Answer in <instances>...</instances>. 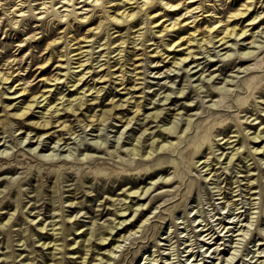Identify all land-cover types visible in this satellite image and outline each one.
Instances as JSON below:
<instances>
[{
    "label": "rangeland",
    "instance_id": "obj_1",
    "mask_svg": "<svg viewBox=\"0 0 264 264\" xmlns=\"http://www.w3.org/2000/svg\"><path fill=\"white\" fill-rule=\"evenodd\" d=\"M0 1V73L14 72L20 80L0 86V264H83L84 258L86 264H264V141L245 138L264 131V15L257 26L247 27L264 14V0H256V9L238 23L237 32L251 31L231 51L196 44L211 28L213 36L227 25L232 28L229 19L250 0H182L193 13L181 6L169 16L168 0H152L146 13L140 7L147 0L96 5L74 0L66 8L61 7L67 0ZM198 6L202 9L195 10ZM20 8L25 17L15 19L13 12ZM124 12L140 14L132 23L112 21ZM177 19L182 23L176 33L163 32V24ZM195 31V43L182 40L175 51L165 47ZM143 35L149 40L144 46ZM189 47L195 63L190 58V65L176 70L174 56L187 57ZM248 51L256 56L243 65L241 54ZM67 54L74 78L85 76L77 88L70 83L75 79L65 77ZM57 77L60 84L52 81ZM249 85L255 87L252 94ZM92 86L101 93L87 97L82 112L61 111L49 128L34 125L41 123L46 105V110L60 108ZM48 90H53L50 100L40 108L27 117L15 115ZM249 95L244 107L242 99ZM105 111H112L108 120L97 121ZM153 113L161 116L154 120ZM213 125L220 128L213 127L199 154L202 162L213 163L208 170L197 163L194 144ZM61 139L67 144L57 145ZM228 141L236 142L227 146ZM153 142L171 146L153 154ZM237 149L242 154L227 164L225 158ZM162 179H170V185H161ZM151 187L139 203L131 197ZM135 204L146 207L119 227L120 210ZM225 226L231 232L220 233ZM111 227L116 228L109 236ZM209 229L220 234L209 240L203 232ZM105 232L109 240L102 242Z\"/></svg>",
    "mask_w": 264,
    "mask_h": 264
},
{
    "label": "bare ground",
    "instance_id": "obj_2",
    "mask_svg": "<svg viewBox=\"0 0 264 264\" xmlns=\"http://www.w3.org/2000/svg\"><path fill=\"white\" fill-rule=\"evenodd\" d=\"M74 0H67L66 1V3L64 2V6H62L61 8H66L67 6H68V4L70 5V3L71 2H73ZM84 1V0H83ZM90 1V0H89ZM199 0H190V3L189 4H192V3H194V4H196V2H198ZM207 2V1H206ZM92 3H95V5L96 4H98V3H100V0H92ZM137 3V2H136ZM135 3V4H136ZM153 3H154V1H152V0H147V2L142 6V7H140V12H142V11H145V13L147 12V10H149V9H151V6L153 5ZM249 4L248 5H244L243 6V8H241L240 10H238V11H236L235 12V14L233 15V16H231V18L229 19V21L231 20V19H233V23L231 24V27L232 28H229L230 27V25H227L226 27H224V29H222V30H217V28H216V30L217 31H215V36H213V34H212V32L215 30V28H211L210 30H208V32L207 33H209V36H208V38H206L205 39V37L204 38H202L201 39V43H199L198 41V43L196 44V45H198V46H202V44L204 43L205 44V46H211V47H208V48H220V47H223V46H225V48H224V50H228L229 49V51H231V50H233V47H237L238 45H239V42H241L242 40H244V38H246L248 35V32L250 33V29H246V30H244L243 31V29H242V31H236V27H237V25H238V23L242 20V19H244V18H246V16L253 10V9H256V0H250V2H248ZM131 4V3H130ZM166 4V15L165 16H169L171 13H173V12H176L177 10H180V9H178L179 7H181L182 6V8L183 7H187L186 6V2H182V0H168V2L167 3H165ZM3 5L4 4H2V1H0V8L1 7H3ZM21 5H22V3H21ZM21 5H20V7H21ZM41 6H44L45 8L47 7V5H46V3H43V4H41ZM56 7V6H55ZM69 7V6H68ZM48 8V7H47ZM79 8H81V7H79ZM131 8V7H130ZM144 8V9H143ZM167 8H169V9H167ZM193 8V7H192ZM173 11H172V10ZM198 9H202V6H198L195 10H198ZM61 10V9H60ZM171 10V11H170ZM187 12H186V14L187 13H193V11H190L189 10V8L187 7L186 9H185ZM1 11V10H0ZM140 12L139 13H132V14H129V13H127L126 14V12H124V13H122L119 17V19H116V18H113L112 19V21L114 22V23H116V24H126V23H132V22H134L136 19H137V17L139 16V14H140ZM263 12V11H262ZM13 14H15L16 16H15V19H20V18H24L25 17V12L23 11V9L22 8H20V9H15L14 10V12H13ZM41 14V13H40ZM62 14V13H61ZM264 14H262L261 16H259V17H256L255 19H253V20H250L249 21V24L247 25V27H251V28H253L254 26H257L258 25V21L262 18V16H263ZM148 17L150 16V14H148L147 15ZM186 16V15H185ZM189 16H190V14H189ZM188 16V17H189ZM203 16V15H202ZM256 16V15H255ZM155 17V16H154ZM192 17V16H191ZM161 18V17H160ZM159 18V19H160ZM193 18V17H192ZM251 18V17H250ZM180 19V18H179ZM86 20V19H85ZM178 20V19H177ZM189 20V19H188ZM196 20V19H195ZM12 21V20H11ZM165 21V20H164ZM168 21V20H167ZM228 21V22H229ZM186 22V21H185ZM188 22V21H187ZM181 23L182 22H179V20L178 21H176L173 25H165V24H163L162 25V27H163V32H165V31H167V32H175L176 31V28L178 27L179 28V26H181ZM191 23V22H190ZM246 23V22H245ZM152 24V23H151ZM157 24V23H156ZM185 24H187V23H185ZM184 24V25H185ZM214 24V23H213ZM260 24V23H259ZM189 25V24H188ZM210 26H211V24H210ZM253 26V27H252ZM220 27V26H219ZM221 27H222V25H221ZM220 27V28H221ZM195 29V28H194ZM239 29V28H238ZM254 30V29H253ZM99 31V30H98ZM148 31V30H147ZM152 31V30H151ZM241 32V33H240ZM176 33V32H175ZM197 33V31H195V32H193V33H191L190 34V36L187 38V39H180L179 41H176V40H172L170 43H168L165 47L167 48V49H169V50H173V51H175L176 50V48H178V47H181L182 46V44L180 45L179 43H182L183 41L182 40H186V43H188V44H193V43H195L196 42V36H195V34ZM219 33H221V34H219ZM252 33V32H251ZM146 34V33H145ZM183 34V33H182ZM153 34L151 33V35L150 36H152ZM175 35V34H174ZM201 35V34H200ZM220 35H222V37H220ZM55 36V34H51V35H49V36H47V37H45L44 39H43V41H47V40H49V39H51V38H53ZM204 36H205V34H204ZM249 36H250V34H249ZM140 38H137L138 40H136L135 42H134V44H136L139 40H141V37L142 36H139ZM143 37H144V39L142 40V42H143V45L142 46H144L145 45V43L146 42H148L149 40H146L147 39V37L145 36V35H143ZM203 37V36H202ZM243 38V39H242ZM253 39V38H252ZM229 40V41H228ZM234 41L233 42V44H231L230 46H228L229 45V42L230 41ZM180 41H182V42H180ZM90 42V41H89ZM141 44V43H140ZM140 44H138V45H140ZM216 44H219V47H215V45ZM55 45V44H54ZM105 46H108L107 44H105ZM193 46V45H192ZM200 46V47H201ZM49 47H52V45H49ZM119 48V47H118ZM135 48H136V45H135ZM110 49V45H109V48L107 49V50H109ZM191 48L189 47L188 49H187V51H189L188 53H187V57H185V58H180L179 60L178 59H176V57L177 56H174V58H173V62H172V66L174 67V68H176V70H182L183 69V67H185V66H188V65H190L191 63H195L194 61H196V59L193 57L194 55H193V53H192V51L190 50ZM201 49H202V47H201ZM185 50V49H184ZM211 51V50H210ZM110 52V51H109ZM108 52V53H109ZM114 52H117V50L116 51H114ZM121 52L122 51H120V53L119 54H121ZM91 53H93V51L91 52ZM185 53V52H184ZM205 53V52H204ZM227 54V53H226ZM225 54V55H226ZM256 56V53H254V52H250V51H248V52H245L244 54H241V58H243L244 60H242L240 63L241 64H245V63H248V62H251L252 61V58L253 57H255ZM66 57L68 58L67 59V67H65L66 69V74H65V77L66 76H69V79H75L74 80V82H70V83H74L73 84V87H76L77 88V86H79V84L82 82V80L85 78V76L83 75V76H81V78H78V79H76V78H74V76H73V74H74V72L73 73H71V70H72V68H71V65H70V62H71V60H72V58L71 57H69L68 56V54L66 55ZM183 57V56H182ZM190 58L192 59V62L191 63H189V61H190ZM247 58V59H246ZM22 61V60H21ZM14 62H15V60H14ZM49 63V61L45 64V65H43L42 67H40L41 69H42V73L44 72H47V71H44L45 69H46V65ZM74 63V62H73ZM63 65V64H62ZM82 67V66H81ZM241 67V66H240ZM83 70V69H82ZM247 72H249V71H252V69H249V68H246L245 69ZM173 71V70H172ZM30 75H32V71H30V73H29V76ZM125 77H126V74H123V75H121V78H122V80H124L125 79ZM18 78V76H15V73L14 72H12V73H8V75L5 73V74H2V73H0V86L2 85H6V84H10V82H11V84H16L18 81H20V80H18L17 79ZM46 80V79H45ZM53 82H56L57 84L59 83L60 84V82H62V79L61 78H55V79H53L52 80ZM47 82V81H46ZM252 82V81H251ZM48 84H49V82H47ZM81 85V84H80ZM14 86V85H13ZM49 86H54V85H49ZM248 88L250 89V90H248L249 91V93H250V91H251V94H252V92L254 91V86L252 85H249L248 86ZM10 89H12V86L11 87H9V90ZM17 89V88H16ZM8 90V89H7ZM79 90V89H78ZM77 90V91H78ZM85 90V89H84ZM101 90V89H100ZM99 89H97V86H92V87H90V88H88V90L85 92V93H83V96H81V97H77L76 99H74V101L72 102V101H70V100H67V101H65L63 104H62V106L59 108V107H57V106H53V107H51L50 109H47L46 110V108H48L49 107V105H46L45 106V111L46 112H42L41 114H42V116H41V118H40V120H41V123L40 122H37V123H35L34 125L36 126V127H39V128H49V127H51V126H53V125H55L56 124V122H54V120H53V118H54V116H56V115H59L60 114V112L61 111H64V112H70V114L72 113V114H74V115H76V114H78V112H82L83 111V109L87 106V102H88V100H87V97H89V96H93L94 94H97V95H100V93H101V91H100ZM51 91H53V90H48L47 92H45V93H43L39 98H35L33 101H32V103L30 104V105H28L27 106V108H24L22 111H20L21 110V108L20 107H18L19 109L17 110L18 112L15 114L16 116H19L20 118H23V117H27L28 115H29V113H31V112H33V108L36 106V108H40L39 106H40V104H42V103H44L45 101H49L50 99H48L49 98V95H50V93H51ZM10 92V91H9ZM84 92V91H83ZM87 93H91V95L89 94V95H87ZM250 96L251 95H249V96H247V97H245L244 99H242L244 102H243V106L245 107L246 105V103H248V101H249V99H250ZM94 97V96H93ZM64 98V97H63ZM41 99V100H40ZM40 100V101H39ZM62 100V99H61ZM64 100V99H63ZM169 100V98L167 99V101ZM48 102H46V104H47ZM65 103H68V105H66L65 106ZM240 104V103H239ZM141 106V105H140ZM240 106V105H239ZM243 106H241V108L243 107ZM124 108L125 106L124 105H114V109H116V108ZM53 108H54V110H53ZM113 111V110H112ZM111 111V112H112ZM49 112H52V113H50L49 114ZM111 112H106L105 111V113H104V116L100 119H97V121H100L101 123L102 122H106L107 120H108V117L107 116H109L110 114H111ZM140 112H141V108L138 106V108H137V111H136V115H139L140 114ZM49 114V119L48 120H46L47 119V117H46V115H48ZM135 115V117L133 118V119H131L130 121H129V124H131L132 123V121H134V120H136L137 118V116ZM152 115V114H151ZM153 115H154V113H153ZM161 115H159V114H155L153 117H151V116H149V117H151V118H154V120H157V119H159V117H160ZM136 118V119H135ZM238 118H240L239 116H238ZM259 118H256L254 121H257ZM94 120V119H93ZM147 120V119H146ZM227 121V120H226ZM227 123V122H226ZM239 123H241V122H239ZM214 124V123H213ZM216 124V123H215ZM222 124V123H221ZM223 125V124H222ZM227 128L226 129H228L229 127H230V125L231 124H228L227 123ZM241 124H239V126H240ZM260 125H263V123H260ZM219 126V125H218ZM218 126H216V127H218ZM56 127H58V126H56ZM66 127V126H65ZM88 127H91V125H89ZM129 127V126H128ZM213 127H215V125H213L212 127H208L209 129H207V131L204 133V135L200 138V141H198V144L197 145H195L194 144V148H195V156H198L199 157V161L197 162V163H201L202 162V160H200L201 159V157H202V155H200L199 156V154L200 153H202V149H203V146H206V144L208 143V141L211 139V138H209V137H211V136H209V135H212V134H209L210 133V131L212 130V129H214ZM215 127V128H216ZM223 127V126H222ZM225 127H226V125H225ZM218 128H220V127H218ZM222 129V128H221ZM171 130H172V128H171ZM174 130V129H173ZM224 130V129H223ZM69 131V134H71V136L72 135H74V133L72 132V130L71 129H69L68 130ZM220 131V130H219ZM146 132H148V129H146L145 130V133ZM171 132V131H170ZM169 132V133H170ZM172 133V132H171ZM174 133V132H173ZM212 133V132H211ZM215 133H217L216 131H215ZM29 135V134H28ZM241 136H242V134H240ZM239 135V136H240ZM36 136V135H35ZM143 136V135H142ZM28 138H29V136H28ZM43 138H47L46 137V134H45V136L43 135V136H41V138L39 139V140H37L36 141V144L37 143H39V142H42V140L41 139H43ZM49 138V137H48ZM248 141H253V142H255V143H257L258 144V141L259 140H262V141H264V131L263 132H260V133H255V136L254 137H250L249 135H248V133L246 134V137H245ZM139 139H141V138H139ZM47 139H45V140H43V142L44 141H46ZM241 140V139H240ZM246 140V141H247ZM63 141H65L64 143H62ZM67 140L66 139H61V140H58V143H57V145H59V144H67V142H66ZM236 141H233V142H227L226 143V145L227 146H229V145H232L233 143H235ZM32 143V142H31ZM31 143H29V144H31ZM34 143V142H33ZM210 143V142H209ZM23 144H25L24 142H23ZM43 144V143H42ZM41 143H40V145H42ZM172 144V143H171ZM70 145V144H69ZM68 145V146H69ZM173 145V144H172ZM175 145V144H174ZM60 146V145H59ZM171 145H166V144H164V145H161V146H159V144H157V146L155 145V143L153 142V144H152V146H151V151L150 152H153V154L154 153H156L157 151H167V149H169V147H170ZM66 147V146H65ZM211 147V146H210ZM55 148V147H54ZM59 148V147H58ZM234 148L235 147H233V150H234ZM63 149V148H62ZM159 149V150H158ZM208 149V148H207ZM210 149V148H209ZM64 150V149H63ZM62 150V151H63ZM165 151V152H166ZM213 151V150H212ZM211 151V152H212ZM242 151H243V149H237V150H235V153H231L229 156H227V158H225V161L226 160H228V163L227 164H233V162L236 160V157H240V155L242 154ZM263 151V149H260V150H254V152L255 153H257V152H259V153H261ZM136 152H138V154H139V152L140 151H136ZM210 152V153H211ZM214 152V151H213ZM234 152V151H233ZM215 153V152H214ZM213 153V154H214ZM153 154H151L150 153V157L151 156H153ZM165 155L167 154V153H164ZM170 154V153H169ZM262 156H263V158H264V152L262 153ZM148 157H149V155H148ZM220 158V157H219ZM149 160V159H148ZM219 162H221V160L219 159L218 160ZM173 162V161H172ZM262 162V161H261ZM263 162H264V160H263ZM213 163L212 162H210V160H206L205 162H202L201 163V165H205V167H204V169H210L213 165H212ZM264 164V163H263ZM195 165V164H194ZM200 165V166H201ZM149 168V167H148ZM169 168H173V165H171V166H169ZM136 169V168H135ZM134 169V170H135ZM146 170V169H145ZM213 170H215V169H212V171ZM147 172H149V171H151V169H147L146 170ZM140 172V170L138 171V173ZM141 174V173H140ZM127 175V174H126ZM138 175V174H137ZM210 175H211V173H210ZM101 176H103V175H101ZM106 176H108V175H105L104 177H106ZM129 176V175H128ZM131 176H134V175H131ZM171 179V178H170ZM170 179H167V180H165V179H162V182H161V185H163V186H165V187H167V186H169L170 185ZM158 181H161V179L160 180H158ZM158 181H156L155 183H154V185H158ZM160 183V182H159ZM252 184V183H251ZM153 185V184H152ZM154 187V186H153ZM151 189H152V187L151 188H147V189H145V190H143L142 191V193L139 195V193H140V190H138V191H135V192H132V193H130L131 194V197L132 196H134V198H136V199H138V203L140 202V201H142V200H144V199H140V197H146L149 193H150V191H151ZM129 194V195H130ZM139 195V196H138ZM240 195V194H239ZM138 196V197H137ZM130 197V196H129ZM142 197V198H143ZM131 199V198H130ZM146 200V199H145ZM125 202V201H124ZM132 202H133V200H132ZM126 205V204H125ZM124 206V205H123ZM144 207H146V205H144V204H142V205H140V204H135V205H133V206H130L129 205V207H125V209H121L120 210V214L118 215L119 216V218H122L123 220H121V222H119L118 223V226L120 227V226H123L125 223H127L128 221H131L132 219H134V218H136V216H137V213L138 212H140V210H142V208H144ZM135 208V209H134ZM143 212V211H142ZM129 213V215H127ZM131 217V218H130ZM129 218V219H128ZM12 219H14V218H10L9 220H8V222H7V224H9V223H11V221H12ZM145 222H147V220L145 221ZM144 222V223H145ZM234 223H231V225H233ZM10 225V224H9ZM5 226H6V224H5ZM53 227H54V229L52 230V231H54V232H56V231H58V229L56 228V226H54L53 225ZM114 228H116V227H114ZM114 228H109V230H111L110 232H109V236H112L113 235V229ZM241 228H242V226H241ZM43 229V228H42ZM230 229H232V228H227L226 226L223 228V230L220 232V233H222L223 231H225V230H228L226 233H229V232H231L230 231ZM123 230H125V229H123ZM43 231V230H42ZM202 231V230H201ZM212 230L211 229H209L208 231H203V232H205V233H207L208 232V234L206 235V237L208 238L209 237V240H212L217 234H220V233H218L217 231H216V233H214V231L213 232H211ZM233 231V230H232ZM239 231V230H238ZM204 233V234H205ZM56 235H58V234H56ZM100 240L102 241V242H106V241H108L109 240V238H105V235H106V232L105 233H100ZM240 235V234H239ZM235 236V235H234ZM92 237V236H91ZM225 237V236H224ZM123 238H125V236L123 237ZM218 238H220V236L218 237ZM91 239V238H90ZM92 240V239H91ZM204 240V239H203ZM55 242V241H54ZM50 244H48V245H45V246H49ZM215 245H216V243H215ZM57 247H58V245H56V244H54L53 245V250H59V249H57ZM66 247H68V246H66ZM66 247L65 248H63V250L62 251H65L66 250ZM91 247V246H90ZM118 247V246H117ZM116 247V248H117ZM120 247V246H119ZM90 249H92V248H90ZM90 249L88 250V251H90ZM96 249V248H95ZM221 249V248H220ZM222 250V249H221ZM95 251V250H94ZM219 252V249L218 250H216V252H214L213 254H217ZM112 254H113V252H111ZM223 254V252H221L219 255H217V256H221ZM258 254V253H257ZM112 256V255H111ZM110 255L107 257V259H108V261H110V259L112 258ZM192 259V258H191ZM229 259H231V258H229ZM83 260V264H86V258H84V259H82ZM225 259L223 258V261H224ZM102 261V260H101ZM219 261V260H218ZM227 261H231V260H228L227 259ZM155 262V261H154ZM104 263V262H103ZM106 263V262H105ZM108 263V262H107ZM57 264H60V261H59V263H57ZM108 264H111L110 262L108 263Z\"/></svg>",
    "mask_w": 264,
    "mask_h": 264
}]
</instances>
